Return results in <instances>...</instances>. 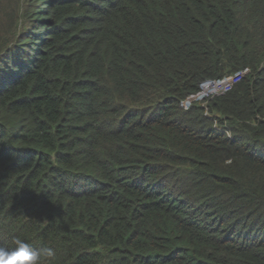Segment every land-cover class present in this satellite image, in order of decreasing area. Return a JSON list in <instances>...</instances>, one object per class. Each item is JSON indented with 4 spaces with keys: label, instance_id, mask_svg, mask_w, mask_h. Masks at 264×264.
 Returning <instances> with one entry per match:
<instances>
[{
    "label": "trees",
    "instance_id": "obj_1",
    "mask_svg": "<svg viewBox=\"0 0 264 264\" xmlns=\"http://www.w3.org/2000/svg\"><path fill=\"white\" fill-rule=\"evenodd\" d=\"M16 239L41 264H264V0H0Z\"/></svg>",
    "mask_w": 264,
    "mask_h": 264
},
{
    "label": "clouds",
    "instance_id": "obj_2",
    "mask_svg": "<svg viewBox=\"0 0 264 264\" xmlns=\"http://www.w3.org/2000/svg\"><path fill=\"white\" fill-rule=\"evenodd\" d=\"M245 72L239 74H241L242 76L244 75ZM223 80H228V79H223ZM221 81H218L216 83H219ZM208 84H213V83H206L205 90L199 96H197V98L191 99L189 102H192L195 99L200 100L201 98H203V101H205L207 97L213 96L215 94H219V92L216 93L214 92L212 94L205 95L206 87L208 86ZM188 104L189 103H187V105ZM204 104L206 105V103ZM53 256H54V250L52 248L46 247L41 249L39 252H37L27 242L21 239H16L14 241V247L11 250L0 247V264H41L42 257H53Z\"/></svg>",
    "mask_w": 264,
    "mask_h": 264
},
{
    "label": "rangeland",
    "instance_id": "obj_3",
    "mask_svg": "<svg viewBox=\"0 0 264 264\" xmlns=\"http://www.w3.org/2000/svg\"><path fill=\"white\" fill-rule=\"evenodd\" d=\"M233 80H235V78H231V79H228V80H223V81H221L219 83L207 86L206 87V91H205V95L212 94L214 92L215 93L216 92L221 93L222 91L226 90L233 83ZM200 100L203 101V98H201Z\"/></svg>",
    "mask_w": 264,
    "mask_h": 264
},
{
    "label": "built area",
    "instance_id": "obj_4",
    "mask_svg": "<svg viewBox=\"0 0 264 264\" xmlns=\"http://www.w3.org/2000/svg\"><path fill=\"white\" fill-rule=\"evenodd\" d=\"M241 77V74H237L234 78H235V80H233V83L226 89V90H228L233 84H234V82L238 79V78H240ZM216 84V83H215ZM210 85H212V84H208V86H210ZM226 90H224V91H226ZM224 91H222V92H224ZM221 92V93H222Z\"/></svg>",
    "mask_w": 264,
    "mask_h": 264
}]
</instances>
